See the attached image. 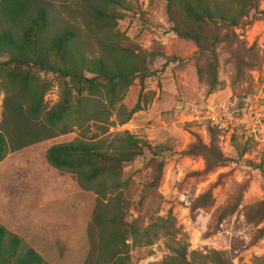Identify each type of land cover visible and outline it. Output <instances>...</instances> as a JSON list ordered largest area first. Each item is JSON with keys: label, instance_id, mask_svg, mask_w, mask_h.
Masks as SVG:
<instances>
[{"label": "rangeland", "instance_id": "obj_1", "mask_svg": "<svg viewBox=\"0 0 264 264\" xmlns=\"http://www.w3.org/2000/svg\"><path fill=\"white\" fill-rule=\"evenodd\" d=\"M23 1L28 3L24 22L38 7H45L50 18L49 35L72 29L88 54L102 49L107 55L109 42L144 53L163 51L174 42L164 0H120L116 11L122 17L116 20L114 30L92 17L101 0ZM260 9H264V2ZM234 32L252 68L238 69L227 45L219 46L217 88L211 92L210 79L204 74L209 57L185 44L179 61L162 69L165 60L157 58L150 65L151 75L145 79L141 94L143 110L127 124L110 127L108 134L126 130L158 152L152 156L145 149L123 169L121 181L125 185L120 200L125 204L128 223L146 226L154 218L171 213L189 251H219L230 264H264V235L258 237L256 233L257 228L264 227V221L257 228L248 222L252 206L264 199V173L256 167L262 161V151L250 146L239 156L243 145L238 137L228 145L217 135L216 145L229 161L210 172L204 171L201 155H178L196 139L209 144L206 122L200 118L209 96H230L241 105L264 87V22L253 20ZM31 72L50 85L44 102L52 107L58 101L62 78L37 68ZM137 90L135 86L131 91L133 101ZM4 98L0 89V123ZM98 126L88 123L84 137L102 138ZM79 135V130H74L9 152L0 162V225L33 248L45 264H85L92 240L99 235V229L91 228L98 195L85 190L73 174L56 170L45 159L48 148ZM160 163L161 178L154 186ZM114 195L117 198L119 194ZM100 208L111 212V208ZM166 241L160 237L150 247L129 248V264H160L169 255Z\"/></svg>", "mask_w": 264, "mask_h": 264}, {"label": "trees", "instance_id": "obj_2", "mask_svg": "<svg viewBox=\"0 0 264 264\" xmlns=\"http://www.w3.org/2000/svg\"><path fill=\"white\" fill-rule=\"evenodd\" d=\"M164 1L169 31L175 36L173 44L181 43L179 47L172 44L163 51L144 53L109 42L106 55L102 49L99 53H85L79 46L77 32L72 29L49 35L50 18L45 7H38L35 15L24 22L28 3L0 0V89L5 94L0 162L9 152L79 130V137L73 141L48 148L45 159L56 170L73 174L85 190L98 195L91 228L99 229V235L96 241L92 240L85 264H129V248L150 247L160 237L167 239L165 247L169 251L160 264H230L219 251H189V244L171 213L154 218L146 226L125 220L126 207L120 200L125 185L121 181L123 169L142 156L145 149L152 156L158 152L136 134L126 130L108 134V131L110 127L127 124L143 110L141 94L145 79L151 75L150 65L157 58L165 60L162 69L179 61L185 44L209 57L204 74L210 79L211 92L217 88L219 46L227 45L238 69L252 68L242 55L234 30L253 20L264 22V9H260L264 0ZM118 5L121 6L120 0H101L92 17L114 30L116 20L122 17L116 11ZM32 68L62 78L58 101L50 108L44 102L50 85L38 79ZM135 86L138 90L133 101L131 91ZM233 103L240 108L236 100ZM90 122L99 124L102 138L84 137V127ZM206 131L210 137L208 145L196 139L178 155H201L204 171L210 172L229 160L216 145L219 131L210 126ZM237 137L243 145L239 156L255 148L251 140L238 135H233L232 141ZM259 151L262 161L256 167L264 173V150ZM162 166L160 163L154 186L159 183ZM115 193L119 194L117 198ZM100 206L111 208V212L101 210ZM252 208L248 222L257 228L264 221V199ZM256 233L262 237L264 227L257 228ZM0 264H45V261L20 237L0 225Z\"/></svg>", "mask_w": 264, "mask_h": 264}, {"label": "built area", "instance_id": "obj_3", "mask_svg": "<svg viewBox=\"0 0 264 264\" xmlns=\"http://www.w3.org/2000/svg\"><path fill=\"white\" fill-rule=\"evenodd\" d=\"M211 95L202 107L200 118L219 131L222 142L230 144L233 135L251 140L256 150H264V87L253 98L236 108L230 96ZM195 120H198L196 118Z\"/></svg>", "mask_w": 264, "mask_h": 264}]
</instances>
